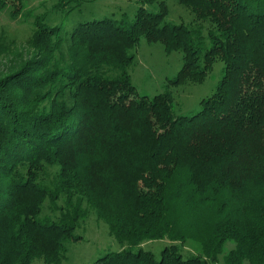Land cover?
Returning <instances> with one entry per match:
<instances>
[{"label": "trees", "instance_id": "1", "mask_svg": "<svg viewBox=\"0 0 264 264\" xmlns=\"http://www.w3.org/2000/svg\"><path fill=\"white\" fill-rule=\"evenodd\" d=\"M138 2L131 22L68 27L0 0V264L61 263L89 206L128 245L91 264H264V0H177L180 23L165 0ZM3 17L31 21L28 37ZM142 38L183 53L153 96L131 72ZM219 60L213 94L177 115L172 87ZM162 239L159 257L140 247Z\"/></svg>", "mask_w": 264, "mask_h": 264}, {"label": "rangeland", "instance_id": "2", "mask_svg": "<svg viewBox=\"0 0 264 264\" xmlns=\"http://www.w3.org/2000/svg\"><path fill=\"white\" fill-rule=\"evenodd\" d=\"M170 7L168 20L180 23L181 20L190 22L187 12L177 0H165ZM58 0H28L27 7L34 9L36 13L48 12L50 22L63 23L70 27L78 22L95 19L111 18L120 21L125 14L128 22L134 19L138 9V0H80L81 6L68 16L63 17L61 12H54L52 7ZM2 24L7 26L12 36L24 41L30 34L31 21L22 23L11 21L3 17ZM135 54V62L131 67L133 82L140 95L153 96L167 89L168 79L176 77L182 68L183 53L173 51L167 53L160 42L149 43L142 38L137 48L132 50ZM1 64H4L1 63ZM3 67L2 65H0ZM224 63L217 61L209 72L204 82L187 81L172 87L174 92V111L177 115H191L198 112L201 100L213 94L218 82L224 74ZM76 232L82 236L80 240H71L67 243V256L59 264H91L99 257L114 251H120L128 245L120 243L115 236L110 234L107 222L99 218L94 207L89 206V214L82 221ZM169 243L167 239L146 241L140 247L153 251L157 257L162 249ZM137 247L135 249H139ZM187 248H183L186 256L198 250L196 242L189 241ZM33 264H47L42 258H36Z\"/></svg>", "mask_w": 264, "mask_h": 264}]
</instances>
